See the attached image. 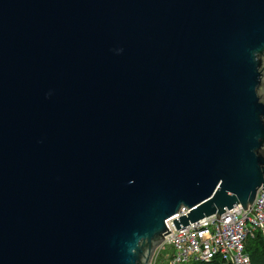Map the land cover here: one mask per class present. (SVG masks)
I'll return each instance as SVG.
<instances>
[{"label": "water", "instance_id": "obj_1", "mask_svg": "<svg viewBox=\"0 0 264 264\" xmlns=\"http://www.w3.org/2000/svg\"><path fill=\"white\" fill-rule=\"evenodd\" d=\"M264 0H0V264H151L264 190Z\"/></svg>", "mask_w": 264, "mask_h": 264}, {"label": "built area", "instance_id": "obj_2", "mask_svg": "<svg viewBox=\"0 0 264 264\" xmlns=\"http://www.w3.org/2000/svg\"><path fill=\"white\" fill-rule=\"evenodd\" d=\"M187 213L182 208L166 220L171 233L164 236L151 264L211 262L218 256L225 264H252L246 253V241L259 232L264 237L263 187L258 190L251 209L245 211L237 205L219 219L211 216L178 230L174 220Z\"/></svg>", "mask_w": 264, "mask_h": 264}, {"label": "trees", "instance_id": "obj_3", "mask_svg": "<svg viewBox=\"0 0 264 264\" xmlns=\"http://www.w3.org/2000/svg\"><path fill=\"white\" fill-rule=\"evenodd\" d=\"M246 253L252 264H264V237L261 232L249 237L246 241ZM190 264H225L218 256L211 262H191Z\"/></svg>", "mask_w": 264, "mask_h": 264}, {"label": "flooded vegetation", "instance_id": "obj_4", "mask_svg": "<svg viewBox=\"0 0 264 264\" xmlns=\"http://www.w3.org/2000/svg\"><path fill=\"white\" fill-rule=\"evenodd\" d=\"M262 98H264V97L262 96Z\"/></svg>", "mask_w": 264, "mask_h": 264}]
</instances>
